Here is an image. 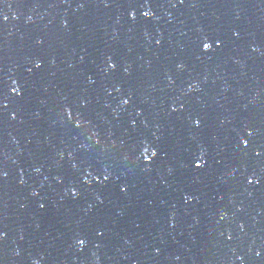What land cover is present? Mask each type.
I'll list each match as a JSON object with an SVG mask.
<instances>
[{
	"label": "water",
	"instance_id": "water-1",
	"mask_svg": "<svg viewBox=\"0 0 264 264\" xmlns=\"http://www.w3.org/2000/svg\"><path fill=\"white\" fill-rule=\"evenodd\" d=\"M0 90V264H264V0H0Z\"/></svg>",
	"mask_w": 264,
	"mask_h": 264
},
{
	"label": "snow or ice",
	"instance_id": "snow-or-ice-1",
	"mask_svg": "<svg viewBox=\"0 0 264 264\" xmlns=\"http://www.w3.org/2000/svg\"><path fill=\"white\" fill-rule=\"evenodd\" d=\"M183 2H184V0H180V3H183ZM81 7H83V5H81ZM149 15H150V13H148V12H145L144 13V16H146V17L149 16ZM3 19L6 21L7 20V17H3ZM132 19H135L134 14L132 15ZM157 43H159V41H157ZM210 43L212 45L211 50L213 51L214 48L215 49L220 48L222 46V43L223 42L221 40H219V39H215V40L211 39L210 40ZM210 43H209V40L208 39H204V40L201 41L202 50H203L204 53H207L208 52V50L210 48ZM40 67H41V64L40 63H37L36 64V68L39 69ZM109 67L114 70L116 66H115L114 63H110L109 64ZM13 93L15 95H17V96H21L22 95V92H21V90L19 88H13ZM2 94H3L2 93V90H0V95H2ZM123 103L126 105V104L129 103V101L128 100H124ZM5 107H6V105H5ZM66 111H67V109H66ZM175 111H176V109L173 108V112H175ZM12 118L15 119V116H13ZM68 120H69L70 123L72 122V114H71V112H68ZM192 123H193V126L194 127L199 128L201 126V121L198 118L195 119L194 121H192ZM74 127L77 128V129L81 127L79 115L77 116V120H76V122L74 124ZM243 131H244V133H246V135H241L239 142L242 145L243 149L244 150H247L249 148V143H250L251 139L253 138L254 133H253L252 130L249 129V127L247 125L244 126ZM253 151H254V154H255L256 157H261L262 154H264V145H261V150L260 151H256L254 149H253ZM147 153H148V148L145 147L144 148V152L142 153V155L144 156V160L147 161L148 164H150L151 163V160L149 159ZM156 156H157V151L156 150H153L151 152V157L152 158H155ZM200 161L201 162H199V163H195V168L200 169V168L204 167L203 157L200 158ZM109 178H110V174L104 176V180L105 181H107ZM254 180H255L256 183H259V179H257L255 176H253L251 179H248V183L249 184H252L254 182ZM126 190L127 189L124 188V187L121 188V191L122 192H126ZM71 195H72L73 198H77L78 195H79V193L76 192V191H73L71 193ZM98 199H99V197H98ZM101 203H103V201H101ZM43 207L44 206L41 205V208H43ZM0 239H3V233H0ZM84 244H85V241L84 240H80L79 241V245L80 246H83ZM259 255H260V253L257 252V256H259Z\"/></svg>",
	"mask_w": 264,
	"mask_h": 264
}]
</instances>
